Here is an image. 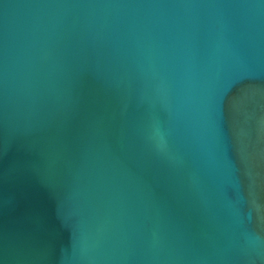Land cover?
I'll return each instance as SVG.
<instances>
[{"label": "water", "instance_id": "water-1", "mask_svg": "<svg viewBox=\"0 0 264 264\" xmlns=\"http://www.w3.org/2000/svg\"><path fill=\"white\" fill-rule=\"evenodd\" d=\"M0 264H264V0H0Z\"/></svg>", "mask_w": 264, "mask_h": 264}]
</instances>
